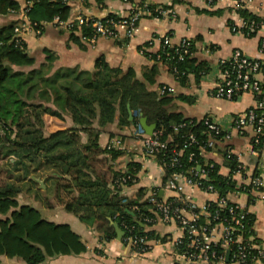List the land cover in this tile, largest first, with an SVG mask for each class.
Instances as JSON below:
<instances>
[{"label": "trees", "instance_id": "obj_1", "mask_svg": "<svg viewBox=\"0 0 264 264\" xmlns=\"http://www.w3.org/2000/svg\"><path fill=\"white\" fill-rule=\"evenodd\" d=\"M78 1L24 0V5L20 0L0 1V5L6 2L8 13L17 16L0 26V154L3 156L0 159H5L8 165L6 177L0 180V264L3 257L19 258L26 264H42L49 257L86 250L81 236L69 224L50 221L37 207L23 202L20 195L24 191L47 205H62L83 222L95 225L104 239L117 237L111 224L115 221L124 236L147 235L150 239L162 240L153 230H147L156 219L151 222L145 219L155 218L156 214L154 205L143 199L145 190L140 188L137 198L126 201L121 194L123 187L136 182L128 180L124 186L119 180L123 176L138 178L141 165L130 161L126 170L115 169L110 161L125 153L124 150L118 145L108 148L100 143L101 133L115 121L120 127L135 129L140 124H155L154 130L162 132L160 138L168 141V148L156 153V159L164 168V183L175 172L189 176L191 169L199 167L209 177L204 183L212 184L219 195L227 196L237 188L234 178L222 175L220 165L205 157L208 151H219L230 173L235 170L239 161L234 154H229L231 148L224 144V133L215 135L208 130L204 118H189L177 109L175 101L189 102L188 96H175L174 91L159 94L148 88L147 83L152 85L156 81V64L142 73V80L133 69L124 72L120 67L109 65L103 57L97 60L93 70L59 68L50 73L57 55L47 48L46 61L39 67L34 66L36 58L29 52L27 43L15 41V27L22 22L20 12L30 7L27 15L38 23L55 16L67 19ZM95 1L103 4L107 0ZM130 2L136 3L135 0ZM156 6H151L150 17H158ZM237 12L249 22L264 21V16L246 7L238 8ZM68 31L71 39L79 41L83 40V35H89L91 29L81 25ZM256 34L251 32L248 36ZM194 51L193 42V53L183 59L175 56L173 47L156 53L143 50L156 61L158 53L161 54L159 60L172 72L173 67H177L181 73L176 79L181 84L190 74L199 78L209 71L205 61L194 58ZM46 114L60 119L68 115L73 125L48 132ZM190 135L196 140L191 141ZM211 139L215 142L209 146ZM263 141L264 137L259 144L253 143L254 149L259 150ZM173 149L177 156L174 165L171 164ZM101 162L106 165L108 162L106 168L97 167ZM168 200L181 205V198ZM249 217L247 235L251 236L253 216ZM131 226L133 231L129 229ZM122 240L129 245V241Z\"/></svg>", "mask_w": 264, "mask_h": 264}, {"label": "crops", "instance_id": "obj_2", "mask_svg": "<svg viewBox=\"0 0 264 264\" xmlns=\"http://www.w3.org/2000/svg\"><path fill=\"white\" fill-rule=\"evenodd\" d=\"M20 1L24 5V0ZM135 1L138 2V0ZM151 2L154 5L165 7L169 13L159 17H142L139 21V32L132 38L103 37L93 47L81 39L79 41L71 39V33L68 30L51 25L43 27L41 33L28 32L25 35V42L29 52L36 58L34 66L39 67L46 61L44 51L47 48L57 55L50 73L59 68L79 67L84 70H93L97 60L103 57L109 65L120 67L124 72L133 69L136 76L142 80V73L156 64V81L152 85L147 83L150 90L161 94L160 88L163 85L172 87L175 96L189 97V102L175 101L177 109L187 117L196 119L210 117L224 131L229 132L230 137L224 140V144H228L232 153L237 156L245 176L234 177L237 188L229 193L228 197L232 202L245 206L252 213L251 236L259 246L264 248V199L258 198L257 193L248 194L240 189V185L247 182L250 176L260 175L264 181V141L260 149L254 152L252 143L254 127L247 126L242 131L233 127V120L237 115L255 106V95L251 92H244L229 100L211 94L216 83L223 78L219 59L229 57L235 49H241L249 56H260L259 45L264 31L248 36L233 30L232 25L238 23L239 14L238 8L234 7L231 0H213L212 2L209 0H151ZM132 6L130 1L123 0H107L103 4H98L95 0H79L73 4L71 16L83 14L104 18L109 14L126 15L131 12ZM247 8L257 15L264 16V0H251ZM15 16L14 13L10 14L8 11L0 12V26L17 17ZM164 35L170 36L172 44L179 43L183 38L190 39L195 48L194 58L198 61H205L209 71L199 78L190 74L185 83L181 84L167 64L160 60L156 61L143 52L144 49L152 53L158 52L161 49V38ZM44 118L48 132L73 125L68 115L60 119L46 114ZM54 119L60 123H56L54 127L49 126L48 123L55 121ZM144 122L142 120L141 123L145 124ZM152 125L154 124L143 126L147 132H150L148 128ZM135 131L136 129L131 126L120 127L118 121H115L106 126L99 139L102 146L115 140L122 142L118 146L125 153L116 160L110 161L115 169L126 170L130 161L141 165L138 181L131 186L123 187L122 196L135 199L138 197L140 188L145 190L143 199H147L152 188H158L159 195L164 200L181 196V193L170 190L167 182H163V166L156 157L145 153L142 140L136 136ZM128 148L133 149L131 153L126 152ZM205 157L220 165L222 175L230 174V168L226 165L221 152L211 150L205 153ZM121 160L124 161L123 166L118 167ZM183 193H189L198 203L216 199V196L188 183L185 184ZM262 193L264 194V186ZM30 199L27 203L38 209L40 207L48 209L47 214L50 217L46 219L69 224L86 245V250L79 254L56 255L49 257L42 264H174L176 261L177 252L171 241L181 235V230L174 223L166 224L157 218L153 226L147 230H153L162 240L154 239L152 250L143 255H137L133 248L126 245L122 239L102 238L95 225L83 222L75 214L66 211L62 205L50 206L34 196H30ZM8 259H18L26 264L19 258ZM261 264H264V261Z\"/></svg>", "mask_w": 264, "mask_h": 264}, {"label": "built area", "instance_id": "obj_3", "mask_svg": "<svg viewBox=\"0 0 264 264\" xmlns=\"http://www.w3.org/2000/svg\"><path fill=\"white\" fill-rule=\"evenodd\" d=\"M130 1V0H123ZM213 1V0H209ZM234 7H246L251 0H231ZM151 0H138L129 14H112L104 18H97L91 15L79 14L65 19L61 16H55L51 20L42 23L32 22L27 15L30 7L20 12L22 22L15 27V41L17 44L25 42V35L34 31L41 33L43 27L51 25L55 28L69 30L75 26L87 25L90 27V34L82 36L83 41L95 46L100 38L103 37H123L132 38L139 32V21L144 16L151 14ZM157 16L168 14L165 7L156 6L154 9ZM174 15V14H173ZM238 23L232 25V29L249 35L251 32L264 31V21L255 23L249 22L238 15ZM161 49L173 47L175 56L183 59L186 55L192 54V41L183 38L179 43L172 44L169 35L161 38ZM192 52V53H191ZM260 56H249L241 49H235L229 57L219 59L218 63L222 71L223 78L217 82L211 94L218 98L232 100L244 92H251L255 95L256 104L247 111L237 115L233 120V127L242 131L247 126L254 127V137L252 143L259 144L264 137V34L261 36L259 45ZM170 56V53H167ZM157 59H161L158 53ZM175 78L180 75V70L173 67ZM173 91L172 87L163 85L160 93ZM204 123L208 130L215 135H221L224 140L229 139V132L224 131L210 117H204ZM177 128V127H175ZM161 131L153 130L147 132L140 124L135 131L137 137L142 140L145 153L156 157V153L162 152L168 148V141L160 138ZM222 139V141H223ZM190 140L195 141V136L190 135ZM215 140L209 141V146L214 144ZM120 144L119 140L112 141L107 147ZM171 158V164L177 162L175 149ZM254 152H257L254 149ZM229 154H233L230 150ZM237 159V156H235ZM238 160V159H237ZM213 166V163H210ZM245 176L241 163L235 170L228 175ZM128 180L134 183L138 178L123 176L119 180L120 185H124ZM182 180V181H181ZM203 180H209L205 170L200 168L191 169L188 176L184 173L175 172L167 182V187L181 193V205L174 204L173 201L164 200L158 194V188H152L147 200L154 205L156 217H147L145 220L151 222L157 218L166 224L174 223L181 230V235L171 241L176 250V261L174 264H261L264 261V248L259 246L252 236L247 235L249 229L247 224L250 222L252 213L242 205L232 202L228 195H219L217 189L212 184H205ZM118 181V180H117ZM198 186L204 192L216 196V199L198 203L191 195L184 194L185 184ZM264 181L260 175L250 176L249 180L242 185L240 189L248 194H258V198L264 199L262 188ZM255 198V196H253ZM128 197H124V201ZM203 219V222L201 221ZM133 226L129 227L133 231ZM125 241H129V246L133 248L137 255H143L153 249L155 240L147 235L123 236ZM160 241V240H159ZM227 251H230L229 260H226Z\"/></svg>", "mask_w": 264, "mask_h": 264}, {"label": "rangeland", "instance_id": "obj_4", "mask_svg": "<svg viewBox=\"0 0 264 264\" xmlns=\"http://www.w3.org/2000/svg\"><path fill=\"white\" fill-rule=\"evenodd\" d=\"M1 1V0H0ZM1 7V9H0V12L1 13H3V12H5L6 13V7H5V5L4 4H2V5H0ZM5 8V9H4ZM0 23H1V21H0ZM55 121H53V122H49L48 123V125L49 126H52V127H54L55 125H56V123H60V121H58V120H56V119H54ZM62 124H64V122L62 123ZM46 125H47V123H46ZM141 143V142H140ZM131 150H133L132 148L130 149V148H128L127 150H126V152L128 151L129 153H131ZM3 156H1V154H0V158H2ZM123 163H124V161L123 160H121V162H119L118 163V167L119 166H123ZM107 165H108V162H107ZM105 163H98L97 164V167H99V168H106V166H107ZM7 166L8 165H6V163H5V159H0V180H2L3 178H5L6 177V171H5V169L7 168ZM43 175L45 174V173H42ZM20 199L23 201V202H28V200H31L30 199V196L29 195H26V193H25V191L20 195ZM52 202H53V200H51ZM39 209H41L40 211H41V214H42V216L43 217H45V218H48L49 219V215L47 214V208H45V207H43V208H39ZM2 263H9V264H23V262H21L20 260H18V259H8V258H6V257H3V261H2Z\"/></svg>", "mask_w": 264, "mask_h": 264}, {"label": "water", "instance_id": "obj_5", "mask_svg": "<svg viewBox=\"0 0 264 264\" xmlns=\"http://www.w3.org/2000/svg\"><path fill=\"white\" fill-rule=\"evenodd\" d=\"M151 131H153L155 129V124L152 125L151 127L148 128ZM199 169V167H198ZM111 224L114 226L115 228V231L117 233V238L119 240H121L124 236V231L120 228L119 224L115 221H111ZM229 256H230V251H227V254H226V260L228 261L229 260Z\"/></svg>", "mask_w": 264, "mask_h": 264}]
</instances>
